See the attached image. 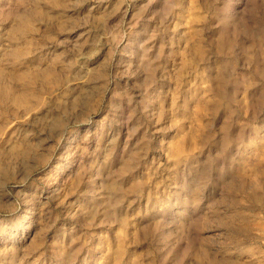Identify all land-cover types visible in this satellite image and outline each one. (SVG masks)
Here are the masks:
<instances>
[{
    "label": "rangeland",
    "instance_id": "1",
    "mask_svg": "<svg viewBox=\"0 0 264 264\" xmlns=\"http://www.w3.org/2000/svg\"><path fill=\"white\" fill-rule=\"evenodd\" d=\"M0 264H264V0H0Z\"/></svg>",
    "mask_w": 264,
    "mask_h": 264
}]
</instances>
